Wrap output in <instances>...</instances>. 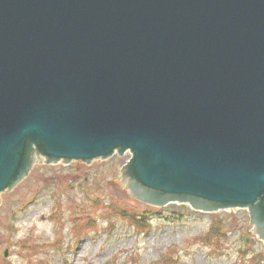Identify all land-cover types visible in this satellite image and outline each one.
I'll list each match as a JSON object with an SVG mask.
<instances>
[{
  "label": "water",
  "instance_id": "1",
  "mask_svg": "<svg viewBox=\"0 0 264 264\" xmlns=\"http://www.w3.org/2000/svg\"><path fill=\"white\" fill-rule=\"evenodd\" d=\"M126 149L131 195L264 242V0H0V193Z\"/></svg>",
  "mask_w": 264,
  "mask_h": 264
},
{
  "label": "rangeland",
  "instance_id": "2",
  "mask_svg": "<svg viewBox=\"0 0 264 264\" xmlns=\"http://www.w3.org/2000/svg\"><path fill=\"white\" fill-rule=\"evenodd\" d=\"M130 156L35 161L0 194V264H264L248 208L139 201L121 181Z\"/></svg>",
  "mask_w": 264,
  "mask_h": 264
}]
</instances>
